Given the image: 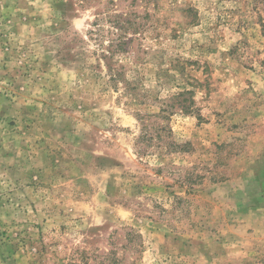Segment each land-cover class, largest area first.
<instances>
[{
  "label": "rangeland",
  "instance_id": "1",
  "mask_svg": "<svg viewBox=\"0 0 264 264\" xmlns=\"http://www.w3.org/2000/svg\"><path fill=\"white\" fill-rule=\"evenodd\" d=\"M261 192L264 0H0V264H264Z\"/></svg>",
  "mask_w": 264,
  "mask_h": 264
},
{
  "label": "crops",
  "instance_id": "2",
  "mask_svg": "<svg viewBox=\"0 0 264 264\" xmlns=\"http://www.w3.org/2000/svg\"><path fill=\"white\" fill-rule=\"evenodd\" d=\"M257 196L259 198H264V192H261L259 194H257ZM250 209H246L244 210L243 212H247L244 216H245V221L244 222H247L249 221L245 226H242L241 228L243 229L244 232L247 233V236H249V238L255 242V240H258L260 238H262L264 240V233H263V237L259 235V233L255 232L256 231V226H254V223H256L255 219H254V215L251 214L250 212H254V211H249ZM258 210H263L264 211V207L261 209H258ZM264 220V218L262 219ZM260 220L259 223L262 221ZM258 226V225H257ZM253 230V231H252ZM250 232V233H248ZM255 250L258 251L257 248H254ZM256 252V251H255Z\"/></svg>",
  "mask_w": 264,
  "mask_h": 264
}]
</instances>
